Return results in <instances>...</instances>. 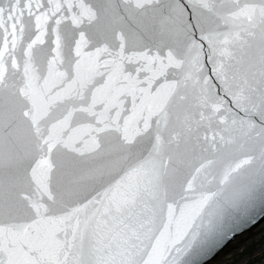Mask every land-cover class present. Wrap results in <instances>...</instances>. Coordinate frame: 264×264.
Wrapping results in <instances>:
<instances>
[{"label":"snow or ice","instance_id":"obj_1","mask_svg":"<svg viewBox=\"0 0 264 264\" xmlns=\"http://www.w3.org/2000/svg\"><path fill=\"white\" fill-rule=\"evenodd\" d=\"M264 189V0H0V264H180Z\"/></svg>","mask_w":264,"mask_h":264},{"label":"water","instance_id":"obj_2","mask_svg":"<svg viewBox=\"0 0 264 264\" xmlns=\"http://www.w3.org/2000/svg\"><path fill=\"white\" fill-rule=\"evenodd\" d=\"M264 222V189H258L241 205L228 209L180 256V264H209L233 241Z\"/></svg>","mask_w":264,"mask_h":264},{"label":"rangeland","instance_id":"obj_3","mask_svg":"<svg viewBox=\"0 0 264 264\" xmlns=\"http://www.w3.org/2000/svg\"><path fill=\"white\" fill-rule=\"evenodd\" d=\"M210 264H264V222L235 239Z\"/></svg>","mask_w":264,"mask_h":264}]
</instances>
